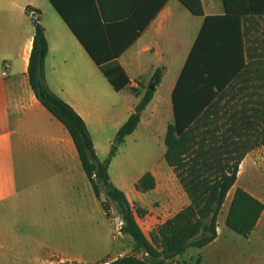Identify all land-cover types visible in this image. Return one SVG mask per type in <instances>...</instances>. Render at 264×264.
<instances>
[{
  "label": "crops",
  "instance_id": "obj_1",
  "mask_svg": "<svg viewBox=\"0 0 264 264\" xmlns=\"http://www.w3.org/2000/svg\"><path fill=\"white\" fill-rule=\"evenodd\" d=\"M201 3L204 17L225 13L222 0ZM28 8L39 12L45 30L46 82L84 120L102 161L159 68L161 83L127 141L140 146L143 116L157 95L163 93L173 111L172 94L204 17L193 16L179 0H0V264H112L135 254L134 244L131 238H100L101 223L111 222L102 207L105 194L97 198L71 135L31 88L28 65L35 29ZM80 39L102 66L120 68L114 80L122 89L112 87ZM117 157L118 152L109 167L110 180L131 205L147 210L143 220L151 214L147 202L153 199L162 202L149 217L155 227L189 204L168 165L140 170L135 163L139 172L134 178L124 173L115 181ZM244 162V177L260 189L254 183L238 186L242 164L235 187L264 203V170ZM148 172L155 177V189L137 191ZM229 206L224 222V207L219 215L212 243L190 248L168 264H264L262 217L249 238L232 236L225 226Z\"/></svg>",
  "mask_w": 264,
  "mask_h": 264
},
{
  "label": "trees",
  "instance_id": "obj_2",
  "mask_svg": "<svg viewBox=\"0 0 264 264\" xmlns=\"http://www.w3.org/2000/svg\"><path fill=\"white\" fill-rule=\"evenodd\" d=\"M179 1L193 16L204 17L201 0ZM222 1L223 15L204 17L172 94L174 121L168 124L164 139L165 162L173 169L189 204L158 225L149 237L137 221L147 215V210L131 205L112 184L109 167L118 146L137 129L155 90L149 89L150 84L144 87L140 102L117 132L118 145H113L107 158L100 160L84 120L46 82L48 43L39 17L33 19L35 32L28 65L31 88L71 135L97 198L103 190L115 204L123 221L122 234L134 244L135 254L118 258L112 264H168L190 248L209 245L218 236L219 215L231 191L225 220L229 230L249 238L264 213L262 201L235 187L243 159L256 146L254 133L264 135V40L252 38L253 23L264 16V0ZM53 5L58 9L56 3ZM82 43L112 87L116 91L122 89L114 80L116 74H122L120 68L114 65L109 71ZM162 72L163 68H159L154 73L151 84L155 87L161 83ZM127 84L125 81L123 87ZM155 187V177L150 172L136 185L142 193ZM102 207L110 217L104 202Z\"/></svg>",
  "mask_w": 264,
  "mask_h": 264
},
{
  "label": "rangeland",
  "instance_id": "obj_3",
  "mask_svg": "<svg viewBox=\"0 0 264 264\" xmlns=\"http://www.w3.org/2000/svg\"><path fill=\"white\" fill-rule=\"evenodd\" d=\"M252 38L264 40V16L260 19L256 18V21L253 23ZM162 94L157 95L156 99L152 102V104L148 107V109L144 113L143 127L145 129V132H144V137L141 140H139L140 146L136 147L131 139L128 141L126 139L124 143L118 146L117 161L112 168V176L115 179V181H118L117 178L119 177V175L123 177L124 173L126 176H130L131 178H134V176L139 172V170H134L133 166L135 165V163L136 164L140 163L139 164L140 170L153 169L157 166H160V164H164L165 166H167V163L165 162L163 156V153L166 149L164 139H165L167 125L168 123H171L173 121L174 116L170 103L166 102ZM131 95L133 96V98L139 97L133 94ZM258 129L261 130L263 128L259 127ZM254 135L256 139L255 141H253V143L256 146L248 152V154L245 156L244 159H246V161L251 162L256 168H258L261 171L264 170V143H262V138H264V135L261 132L260 133L256 132L254 133ZM116 142L117 140H114V145ZM137 156H139V158ZM127 157H130L131 163L127 161ZM241 164H242L241 172L243 174L245 173V162ZM242 174H240L238 186H242L246 183L249 184L254 183L252 185L257 189H260L258 183H256L255 181L252 182L251 180L249 181L248 179L250 177L245 178L244 174L243 175ZM101 192L104 193L103 190H101ZM260 192L262 195H264V186L261 188ZM232 193L233 191H231L228 194L227 200L225 202L224 211L222 212L220 217V220L222 222H224L225 210L228 207L229 202L232 198ZM103 202L106 205L107 211L110 215L109 219H111V222L106 223L105 226H103L101 223L100 238H113L112 237L113 234L116 233V222L121 220V218L117 213L115 204L109 201L105 195ZM161 203L162 202L160 200H154V199L147 202V204L149 205L148 207L151 210V214L149 217L152 216L154 210H158L162 207ZM139 206L141 207V205ZM149 217L146 220L137 218V221L141 229L143 230V232L146 234L147 237H149L150 233L156 228L155 226L152 225ZM259 229L261 230L264 229V215L262 216V219L260 221ZM229 232L232 236L239 237L233 231L229 230ZM117 238H129V237L123 235L122 237L117 236Z\"/></svg>",
  "mask_w": 264,
  "mask_h": 264
},
{
  "label": "built area",
  "instance_id": "obj_4",
  "mask_svg": "<svg viewBox=\"0 0 264 264\" xmlns=\"http://www.w3.org/2000/svg\"><path fill=\"white\" fill-rule=\"evenodd\" d=\"M30 15L33 19H36L38 17L37 13H35L34 11H31ZM122 225H123L122 220H119L118 222H116V233H114L112 236L114 239H116L117 236L119 237L123 236L122 231H121Z\"/></svg>",
  "mask_w": 264,
  "mask_h": 264
},
{
  "label": "water",
  "instance_id": "obj_5",
  "mask_svg": "<svg viewBox=\"0 0 264 264\" xmlns=\"http://www.w3.org/2000/svg\"><path fill=\"white\" fill-rule=\"evenodd\" d=\"M149 89L153 91L155 89V85L154 84H150L149 85ZM115 145H118V142H116Z\"/></svg>",
  "mask_w": 264,
  "mask_h": 264
}]
</instances>
